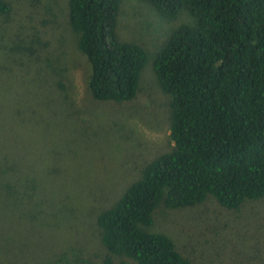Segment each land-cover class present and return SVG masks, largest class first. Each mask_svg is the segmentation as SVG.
Returning <instances> with one entry per match:
<instances>
[{
    "label": "rangeland",
    "instance_id": "374dc122",
    "mask_svg": "<svg viewBox=\"0 0 264 264\" xmlns=\"http://www.w3.org/2000/svg\"><path fill=\"white\" fill-rule=\"evenodd\" d=\"M4 1L11 11L0 16V264H104L95 219L172 150L171 97L153 64L172 32L195 19L185 10L166 19L146 0H122L117 36L140 46L147 63L133 100L102 102L88 89L91 68L68 0ZM46 81L64 87L45 89ZM146 230L170 236L191 264H260L264 198L236 211L210 195L187 208L160 207Z\"/></svg>",
    "mask_w": 264,
    "mask_h": 264
},
{
    "label": "trees",
    "instance_id": "16d2710c",
    "mask_svg": "<svg viewBox=\"0 0 264 264\" xmlns=\"http://www.w3.org/2000/svg\"><path fill=\"white\" fill-rule=\"evenodd\" d=\"M121 1L68 0L69 25L91 68L88 89L102 102L133 100L147 63L140 46L117 36ZM146 1L163 18L185 10L195 19L172 32L153 64L171 97L173 146L145 165L139 180L95 224L104 264H191L170 236L146 228L160 207L187 208L210 195L236 211L246 200L264 198V0ZM10 11L0 0V16ZM44 73L54 82V70ZM58 87L64 86L46 81L45 89Z\"/></svg>",
    "mask_w": 264,
    "mask_h": 264
}]
</instances>
